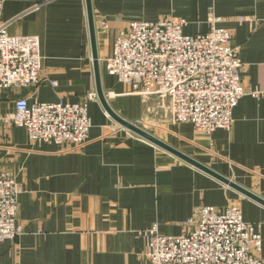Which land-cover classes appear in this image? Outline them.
Here are the masks:
<instances>
[{
	"label": "crops",
	"instance_id": "1",
	"mask_svg": "<svg viewBox=\"0 0 264 264\" xmlns=\"http://www.w3.org/2000/svg\"><path fill=\"white\" fill-rule=\"evenodd\" d=\"M91 2L103 91L132 122L154 110L105 68L118 33L131 20L180 17L188 22L185 33L195 35L209 32L210 19L219 18L216 26L231 32L230 44L244 64L246 94L234 109L233 127L204 135L190 123L172 122L157 97L151 133L264 200V95L251 93L264 92V0ZM101 18L110 23L107 34L99 31ZM0 22H10L12 35L40 36L43 56L38 87L0 88V114L13 113L18 98L29 104L87 100L92 119L87 142L74 148L32 142L24 127L0 119V170L15 175L21 187L23 230L16 240L0 242V264H151L140 231L158 224L160 233L180 236L201 206L222 211L233 204L259 228L264 258V204L139 137L105 111L97 97L86 0H5Z\"/></svg>",
	"mask_w": 264,
	"mask_h": 264
},
{
	"label": "built area",
	"instance_id": "2",
	"mask_svg": "<svg viewBox=\"0 0 264 264\" xmlns=\"http://www.w3.org/2000/svg\"><path fill=\"white\" fill-rule=\"evenodd\" d=\"M4 1L0 0V11ZM218 20L213 16L209 32L195 35L185 33V18L131 20L104 57L105 68L132 93L160 98L174 123H190L204 135L230 130L234 109L246 94L241 76L244 64L230 44L231 32L217 27ZM9 23L0 22V88L38 87L42 83L41 38L12 35ZM109 30V21L101 18L100 33ZM251 93L264 95L259 90ZM0 119L24 127L32 142L67 148L84 145L92 127L87 100L29 104L26 98H18L15 111L0 114ZM21 192L15 175L0 170V242L16 240L23 232L18 224ZM185 226L180 236L160 233L158 224L139 232L147 238L151 264H264L259 228L244 220L238 205L222 211L213 205L201 206Z\"/></svg>",
	"mask_w": 264,
	"mask_h": 264
},
{
	"label": "water",
	"instance_id": "3",
	"mask_svg": "<svg viewBox=\"0 0 264 264\" xmlns=\"http://www.w3.org/2000/svg\"><path fill=\"white\" fill-rule=\"evenodd\" d=\"M87 4V12H88V22H89V32H90V42H91V47H92V54H93V60H94V68H95V77H96V84H97V97L105 109V111L108 113L111 118H113L116 122H118L120 125L123 127L129 129L139 137L148 140L149 142L159 146L160 148H163L178 157L182 158L186 162L194 165L195 167L207 172L208 174L214 176L215 178L219 179L223 183L235 188L239 192L253 198L254 200L264 204V200L255 195L254 193L246 190L242 186L238 185L237 183L229 180L228 178L218 174L216 171L213 169L209 168L208 166L198 162L197 160L191 158L190 156L180 152L176 148L170 146L154 134L150 133L149 131L145 130L144 128L138 126L132 121H129L122 116H120L110 105L107 96L105 92L103 91L102 88V83H101V65H100V58H99V51H98V42H97V33H96V27H95V18H94V13H93V7H92V2L91 0H86Z\"/></svg>",
	"mask_w": 264,
	"mask_h": 264
},
{
	"label": "rangeland",
	"instance_id": "4",
	"mask_svg": "<svg viewBox=\"0 0 264 264\" xmlns=\"http://www.w3.org/2000/svg\"><path fill=\"white\" fill-rule=\"evenodd\" d=\"M142 97H144V96H142ZM142 97H141V98H142ZM150 99H151L152 101H150ZM144 100H145V101L147 100V102L144 103L146 107H147V105H148V106L151 107V109H153L154 111L159 110V108H160V102H159V100H158L157 97H155V96H151V97H149V98H147V99H146V97H145ZM154 111H153V113L149 112V110H147V112L145 111V116H144V118H143L142 120H140V122L138 121V122H134V123L137 124L138 126L144 128L145 130L149 131L150 133H151V132L154 133V132L156 131V128H157V127H153V125H151V120L153 119L151 115L154 114ZM146 114H149L150 116H146ZM144 123H147L149 126H147V125L144 126ZM154 123H155V122H154ZM151 127H152V128H151ZM150 129H151V130H150Z\"/></svg>",
	"mask_w": 264,
	"mask_h": 264
}]
</instances>
